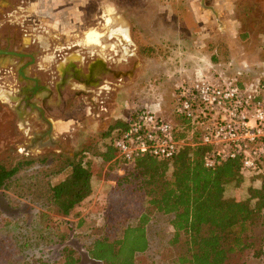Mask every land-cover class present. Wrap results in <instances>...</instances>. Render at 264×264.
<instances>
[{"label":"trees","instance_id":"1","mask_svg":"<svg viewBox=\"0 0 264 264\" xmlns=\"http://www.w3.org/2000/svg\"><path fill=\"white\" fill-rule=\"evenodd\" d=\"M111 129L103 134L107 144L91 140L74 155L0 160V264H234L233 256L249 249L264 256V233L257 247L254 234L264 226V181L246 199L226 195L247 174L263 175L264 159L251 173L240 159L209 168V147L190 144L172 160L144 157L127 165L111 145ZM96 158L102 166L110 163L105 176L117 183L101 212L102 231L77 233L84 221L68 217L77 215L75 207L92 193L93 177L102 175ZM121 165L127 166L118 175ZM135 197L144 200L131 204ZM62 224L71 236L62 234ZM152 227L166 238L159 250Z\"/></svg>","mask_w":264,"mask_h":264},{"label":"rangeland","instance_id":"2","mask_svg":"<svg viewBox=\"0 0 264 264\" xmlns=\"http://www.w3.org/2000/svg\"><path fill=\"white\" fill-rule=\"evenodd\" d=\"M7 1L14 5L28 7L30 5L28 0ZM33 1L36 3L29 7L30 10H56L54 8L56 6L59 7L60 4L65 3L70 6L75 3L69 0H62V3H60L61 0H54V3L57 2L54 5L53 0ZM195 1V8L193 10L206 11V14H208L207 21H203L202 19H199L200 21L195 20L192 14L186 11L188 10V5H184L185 3L182 0H172L173 7L166 10L161 6V4H166L163 0L90 1L88 10H98L99 13L98 18L92 21V23H96L95 27L98 31L102 33L109 32L108 28H110V25L106 21V14L108 13L106 8L115 5L117 9L115 10V18L116 15H119L124 21L130 22L129 20H131L130 24L135 40L131 45L132 54L130 56H127L121 47L119 49L121 51H111L113 55L121 54L119 55L120 58L124 53V57L127 58V61L124 63H122L123 61L119 62V64L112 63L113 66L126 69L128 66L136 64L131 70H135V68L137 70L133 74L126 76V78H114L110 76L104 78L106 82L103 83L108 85V88L107 90L102 89L103 92L98 95V100L103 99L105 101L104 104H99L101 106H99L100 112H102L99 115L100 117L104 116L108 124L110 123L111 126L117 124L119 120L127 118L133 109L140 108L146 103L156 102L164 110H174L176 107L175 90L179 85L178 83H181V80L184 82L191 78L192 67L196 72L194 76L202 74L215 82L219 80H232L242 85H251L258 82L264 83V0H205V7L201 6V0ZM2 5L0 8V23H2L0 25V34L4 37L7 33H16L18 35L28 33L29 37L31 33H39L41 37H47L48 35L49 37L47 38L54 43L57 41V38L50 36V34L53 32L58 33L59 31L55 29L51 31L52 26H50V23L43 25L39 31L32 30L34 28L33 22L31 23L32 25L27 24L24 21V16H22L23 14L27 16L29 12L18 10L17 13L12 10L13 6L5 5V3ZM168 10L176 11L170 15ZM103 11L105 15L100 14ZM101 15H103L104 19L100 17ZM168 16H171V18L169 19ZM92 17L94 18L95 16ZM28 18H32V16L29 17L28 15ZM185 24L188 27L191 25L194 41L190 39V41L175 42L178 31L183 30ZM120 30L122 31L124 28ZM104 33V40H107ZM61 37L63 38L62 40L70 38V32H65ZM184 43H187L188 47L180 46L181 44L185 45ZM117 44V46L120 45L119 42ZM191 51L195 55L194 61H187L186 59L182 61L179 56L180 52L185 57L187 52L188 56H191ZM140 67L144 72L141 78L137 75ZM164 68L165 71L161 72V69L163 70ZM1 71L4 72L3 69ZM165 74L166 79L160 78L161 75ZM22 81L14 79V77L0 79V92L5 94L4 96L0 95V160L9 156L14 159H33L56 154L57 150L59 152L62 151L57 148L56 144L48 147L32 145L30 141L31 132L32 130H38L39 127L42 128L43 122L36 113L31 116V120L28 116L21 118L15 110L14 100L10 98V96H14V92L18 91V84ZM107 81H112V84ZM4 82L15 84L12 88L16 89H9ZM70 95L71 91H68V96ZM74 102L72 108L64 113L65 116H78L81 122L85 118V122L90 124L92 120L85 117V106L89 104L85 105L80 99ZM89 110L91 111L90 108ZM117 128L111 129L112 135L116 133ZM81 130H73L72 133L68 132L72 135L61 136L64 149L66 152L69 151L67 154L74 155L75 151L82 144L86 143L88 138L95 139L101 137V133H94L93 130L94 134L90 135L89 133L88 137V133L84 132V129ZM108 139L106 140L108 141ZM105 144L107 143H101V145ZM94 160L98 166H101L102 175L100 177H93L91 195L75 207L77 215L73 214L68 217L69 220L75 223L77 221H84L81 226L75 228L77 233L88 232V234H92L94 231H102L101 212L103 213L105 210L110 191L117 183L115 178H106L105 176L110 163L103 164L102 166L100 158ZM125 166L127 165L117 167L116 172L118 175L124 174ZM67 176L68 172L64 173L58 180H63ZM263 181L264 174L258 176L247 174L241 185H229L226 195L240 200L246 199L249 197L250 188H260ZM114 196H118V194L115 193ZM125 198L126 196H123L122 200ZM143 200L142 197H135L131 200V204H138ZM262 221H264V211ZM60 229L65 236H71V231L66 224H62ZM263 230L264 226L261 224L255 230L256 247L259 245L258 239L264 233ZM151 240L154 249L159 250L160 247H164L162 245L165 243L166 238L155 234V229L152 227ZM73 243L77 245L76 242L73 241ZM179 249L175 246V253ZM164 251H166V248H164ZM231 262L234 264H264V256L256 257L254 250L249 249L233 256ZM144 263L146 261L142 260L141 264Z\"/></svg>","mask_w":264,"mask_h":264},{"label":"built area","instance_id":"3","mask_svg":"<svg viewBox=\"0 0 264 264\" xmlns=\"http://www.w3.org/2000/svg\"><path fill=\"white\" fill-rule=\"evenodd\" d=\"M174 95V110L146 103L123 120L125 126L110 137L118 159L127 165L144 157L167 161L185 145L203 144L209 147L206 167L229 159H240L246 173L259 167L264 159L263 82H215L196 74L179 84Z\"/></svg>","mask_w":264,"mask_h":264},{"label":"crops","instance_id":"4","mask_svg":"<svg viewBox=\"0 0 264 264\" xmlns=\"http://www.w3.org/2000/svg\"><path fill=\"white\" fill-rule=\"evenodd\" d=\"M69 1L75 2L73 5L75 9L74 7H72L73 10H29L28 11L29 17L32 16V19L34 20L33 27L36 28V30H39L41 27H43V25L50 23L51 24L50 26H52V29H50L51 31L54 29L59 31L58 33L53 32L52 34H50V36L57 38L56 42L58 43L60 42L58 41L59 40L58 37H61V35H64L65 32H70V38L66 40H62L60 45H58L56 42L54 43L52 40H49L47 38L49 37L48 35L47 37L46 36L41 37L40 35V41H41L40 44L43 45L46 49H49L54 46L55 47L57 46L65 47L64 51L68 53L66 54L64 59L61 61L63 73L61 74L60 79L64 80L63 85L66 84L65 87L67 89V93L68 91L77 89L76 93L79 99L82 100L85 103V105L89 104L85 106L86 108L85 117L89 118V120H92L90 124H87L85 122L86 120L85 118L83 122H81L78 116L77 117L76 116L66 117L64 113H60V114L55 113L56 115L51 116L48 113L49 118L52 121L51 141L57 142L59 146H63L61 136L72 135L69 133H72L73 130L75 131L79 129L80 130L84 129V132L88 133L87 134L88 137H89V133L90 135L97 133V132L99 134L101 133L100 134L101 137H97L93 135L97 138L95 139L88 138L87 142L91 140H95L99 142L100 144L102 142L106 143L107 140L106 138H103V134L107 133V131L111 129L112 126L119 125L124 121L119 120L117 124L111 126L110 123L108 124L106 122V118H104V116L100 117L99 114H102V112H100L101 106L99 104H104L105 101L103 99H102L103 101L98 100V95H100L101 92H103L102 89L107 90L106 86L108 87V85L104 84L100 87L98 78L100 74L104 72L105 67L110 66L111 62L113 61L114 55L111 53V51H116V52L121 51L119 50L121 47L122 51H124L127 56H130L132 54L131 45L134 43L135 40L133 38L132 27L130 24L131 20H129L130 22L125 20L126 21L125 22L122 19V17H120L119 15H116V18H115V12H116L115 10H117L115 8V5L108 6V8H106L108 12L106 14V17H107L106 21L110 25V28H108L109 30L108 33L103 32L105 34V37L107 38V40H104L103 33L101 31H98L97 28L95 27L96 23H92L93 19H97L99 16L98 10H95V11L88 10L90 1L92 0H69ZM195 2H196L195 0L184 1L183 2L185 3L184 5L186 4L188 5V6L186 5L188 9L186 11L192 14L195 20L202 19L203 21L204 20L207 21L208 14H206V11L193 10L195 8ZM56 3H54V0H53V4L55 5ZM60 3H62V0ZM202 3H203V0L200 1L201 6L203 7ZM204 3H205V0H204ZM161 6L162 8L166 10L167 8L169 9L172 8L173 4L171 2L165 5L161 4ZM109 8H111V10H109ZM174 11L176 10H168L170 15H172ZM100 14H104V11L102 13L100 12ZM92 16H95V17L93 18ZM100 17L103 18V15H101ZM168 17L169 19L171 18V16H168ZM118 24L120 25L118 26ZM124 24H125V27H124ZM123 28L124 30L121 31L120 29H123ZM183 30L178 31L177 38H175V42L183 41V40L190 41V39L194 41V37L192 35L193 30L191 29V25L188 27V25L185 24L183 27ZM189 31H190V34H189ZM117 41L120 43L118 47H117L118 45ZM184 44L185 45L181 44L180 46L188 47L187 43H184ZM125 54L123 53V56H125ZM179 56L182 61L183 60L185 61V59L187 61L189 60L194 61L195 55L193 51H191V56H188V52L185 57L182 56V52H180ZM53 61H54L53 57H50V58H46L45 61L44 60L41 61V63L43 64V66L46 67V66H50ZM72 71H75V73L79 74L78 77L75 79L76 81L73 80L74 76H72L71 74ZM162 71H165V68L163 70L161 69V72ZM191 72H192L191 73L192 74L191 78H192L194 77V74L196 73L193 67L191 69ZM143 73L144 72L140 67L139 73L137 75H139V77L141 78ZM50 78H51L50 80L52 81L50 82L49 87L51 90H53V85H54L53 81L56 78L54 77H50ZM160 78L166 79V74L161 75ZM184 82H182L181 80V83H184ZM181 83H178V84H181ZM0 95L4 96L5 94L0 92ZM89 108L91 109V111L89 110ZM30 114L28 116L31 118L32 115ZM92 130L94 133L92 132ZM84 132L83 134H85ZM37 133L38 134L36 135L39 138L36 136L37 139L34 140V145L37 144L39 141L45 140V138L44 139L42 138L43 129H39ZM64 148L61 150L62 151L65 150Z\"/></svg>","mask_w":264,"mask_h":264},{"label":"flooded vegetation","instance_id":"5","mask_svg":"<svg viewBox=\"0 0 264 264\" xmlns=\"http://www.w3.org/2000/svg\"><path fill=\"white\" fill-rule=\"evenodd\" d=\"M5 3V5H10L13 6L14 12L18 13V10H22L24 12H28L30 9L29 7L35 4L33 0H28V3H30L29 7L28 6H20V5H14L8 2L7 0H0V8L3 6L1 4ZM74 4V3H73ZM72 5L67 4H60L59 7H55L54 9L56 10H73ZM17 10H16V9ZM50 8V7H48ZM75 9V7H74ZM1 10V9H0ZM29 14H27L28 16ZM24 16V21H26L27 24L32 25L31 23L34 21L32 18L27 19V16L23 14ZM104 19V18H102ZM28 21V22H27ZM21 23V22H19ZM104 24V23H103ZM2 25V23H0ZM32 30H36V28H33ZM39 31V30H38ZM37 31V32H38ZM47 32V31H46ZM6 36L4 37L3 35L0 34V79H7V78H13L18 79L20 81L23 80L21 83L18 84V91L14 92V96H19L21 99V104L25 106V102L23 100V95H20L19 92L23 87H27L29 90V94H32L33 88L36 86L43 87L44 89H40L39 91L42 90V94L39 93L38 95H33L32 99L30 100L31 102L37 103L39 106L43 108L46 112V117H48V113L51 116H54L56 114L60 113H65V111L69 110L72 108L73 104L75 103L74 101L79 100V97L77 96V89L71 90V95L68 96L67 89L65 85H63V80L60 79L61 74L63 73L62 71V65L61 61L64 59L66 56V53L64 51L63 46H57V47H51L49 49H46L43 45L40 44V34H22L18 35L16 33H7L5 34ZM32 35V36H31ZM59 43L56 42L58 45L62 42V37H58ZM62 47V48H61ZM118 47V46H117ZM15 52L17 53H22L23 56H17L15 55ZM52 53V54H51ZM117 56L118 54H114ZM113 58V61L111 62L110 66H106L104 72H102L99 76V86L101 87L104 85L106 82L104 81L105 77H114V78H126L129 74H133L134 70H131L134 66H128V68L120 69L118 67L113 66V64H119V62H126L127 58H125L122 54L121 58L118 55L117 57ZM53 57L54 61L51 63L50 66H43L41 61H45L46 58ZM40 59V60H39ZM113 63V64H112ZM96 64V63H95ZM26 66V67H25ZM49 67V68H48ZM23 68L25 71L26 76L28 79H24L20 75V70ZM1 69L4 70L1 71ZM136 70V68H135ZM72 76H74V81L78 77V73H75V71H72ZM50 77H54V85H53V90L50 89L49 84L52 80H50ZM10 82V81H9ZM9 82H4L9 89L15 90L16 88H12L15 84H11ZM56 82V83H55ZM108 83L112 84V81H107ZM106 88H108L106 86ZM76 90V91H75ZM67 93V95H66ZM44 95V96H43ZM54 98V99H53ZM77 99V100H76ZM74 102V103H73ZM14 106L17 105L16 101H14ZM28 112H31V115L35 114L39 116L40 120L43 122V127L38 128L43 129V134L44 132L46 133L50 125L44 121L41 116L40 112L37 109L32 110L30 106H27L24 108ZM16 110V109H15ZM56 113V114H55ZM28 116V115H27ZM26 116H24L25 118ZM28 118L31 120V118L28 116ZM50 119V118H49ZM25 120V119H24ZM51 120V119H50ZM52 122V121H51ZM26 124V123H25ZM38 130H32L31 132V138L30 141L32 145L34 144V140L37 139ZM37 136V137H36ZM39 138V137H38ZM52 144H56L58 149H63V146H59L57 142L51 141L48 137H45V140L39 141L37 144L39 147H48L52 146ZM58 154H67L65 151L59 152L57 150Z\"/></svg>","mask_w":264,"mask_h":264},{"label":"water","instance_id":"6","mask_svg":"<svg viewBox=\"0 0 264 264\" xmlns=\"http://www.w3.org/2000/svg\"><path fill=\"white\" fill-rule=\"evenodd\" d=\"M202 5L205 7L204 0H203ZM15 55L20 56V57L23 56L22 53H17V52H15ZM20 75L24 79H28V77L26 76L25 71L23 70V68L20 70ZM63 82H64V80H63ZM40 89H44V88L43 87H40V86H36L35 88H33V91H32V94L31 95L29 94V90H28L27 87H23L20 90L19 94L20 95H23V100L25 102V106H23L21 104V99H20L19 96H17V95L16 96H10V98L12 100L16 101L17 105L15 106V109H16V112L19 114V116L21 118H24V116H27V115H29L31 113V112H28L27 110L24 109L27 106H30L32 110L37 109L40 112L41 118L50 125L49 130L46 133L44 132L42 138L44 139L45 137H48L51 140V138H52V122H51V120L46 117V115H45L46 112H45V110H43V108L41 106H39L35 102H31L30 101L32 99L33 95H38L39 93H41V94L43 93L42 90L39 91Z\"/></svg>","mask_w":264,"mask_h":264}]
</instances>
